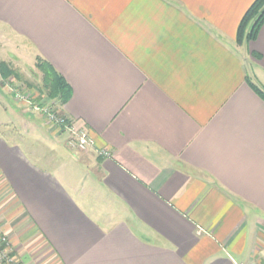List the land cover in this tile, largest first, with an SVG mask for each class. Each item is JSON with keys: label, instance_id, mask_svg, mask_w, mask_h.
<instances>
[{"label": "crops", "instance_id": "crops-1", "mask_svg": "<svg viewBox=\"0 0 264 264\" xmlns=\"http://www.w3.org/2000/svg\"><path fill=\"white\" fill-rule=\"evenodd\" d=\"M254 1L0 0V51L31 61L0 63L48 64L68 87L49 105L93 141L68 147L0 78V112L33 118L0 124V227L17 257L264 264V99L250 85L264 91V23L236 42Z\"/></svg>", "mask_w": 264, "mask_h": 264}, {"label": "rangeland", "instance_id": "rangeland-1", "mask_svg": "<svg viewBox=\"0 0 264 264\" xmlns=\"http://www.w3.org/2000/svg\"><path fill=\"white\" fill-rule=\"evenodd\" d=\"M2 46H3L2 49H1L2 52L4 50H9V52L11 53L10 55H12V56L15 55L16 57H19V55L21 53V52L18 51V50H21L20 44H17V48H18L17 51H15V49H7L8 47H12L9 44H3ZM29 53H30V51H29ZM19 60H21L19 65L24 64L25 61L27 63L31 62V61L27 60V58L23 59V57H19ZM23 60H25V61H23ZM37 63H38V61H36L33 64L32 69L30 68L31 70L29 68H27V67H22L21 66L20 73H18V72L16 73V75H17V77H19V79L14 81V82H11L10 84L9 83L6 84L7 87H8V90H6V91L8 93L10 92V93H13V95H15V94L18 95L19 99H15L16 105L18 107H21V108H23V109H25L27 111H30V112H35L36 111V110L33 109L34 107H40L41 105H44V103L40 104V103H42L41 101L40 102L37 101V98H38L37 91H39V90L42 91L41 89L46 90L42 86V83H41L42 75L39 73L38 69L36 68V64ZM0 78L2 79L1 76H0ZM11 100H12V98L10 100H8L9 104L12 103V102H9ZM47 103L49 105L50 102L49 101H45V105H47ZM10 107L13 109L12 106H10ZM11 108L9 109L8 113H6V114H3L2 112H0V124H5L9 120L10 122H14V124L17 125L18 130H20V128L22 129V127H24V125H26L30 121L29 119H33V118H30L27 113H23V110H20L22 112H19L18 110L16 112L14 111L15 113L13 114ZM19 113L20 114L23 113V119H24L23 122H21L20 126H19L20 121H18V120H20V119H18V117H20ZM2 131H6V130H2ZM61 138L62 139L66 138V135H62ZM12 224L13 223H11L10 225L12 226ZM2 236H4L8 240L9 247H10L11 253H12L11 255H13V257H14V259L16 261L15 262L16 264H50V261L48 260V258H45L46 257L45 253L43 251H41V250L39 251L36 248L30 249V251H29L30 257L28 258L29 260L27 262H24L20 258L19 255H18L19 257H17L18 251L16 252V249H14L13 246L11 245V243H10L9 238H10V236H13V235L10 234V236H9L7 234H2ZM16 236L17 237H19V236L22 237V235H20V233L16 234ZM26 243L27 242L24 243L26 245L25 247L30 248V246L27 245ZM5 248H7V247H5Z\"/></svg>", "mask_w": 264, "mask_h": 264}, {"label": "trees", "instance_id": "trees-1", "mask_svg": "<svg viewBox=\"0 0 264 264\" xmlns=\"http://www.w3.org/2000/svg\"><path fill=\"white\" fill-rule=\"evenodd\" d=\"M264 23V0H255L250 7L247 9L243 15L236 35V42L241 44L243 42L253 41L257 33ZM36 68L39 73L42 75V86L46 90L41 89L42 91H37L38 98L37 101H42L43 104L45 101H49L52 104H57L62 106L66 101V96L68 92V87L63 81V79L44 61L38 59ZM0 76L2 79H7L13 76L16 80L17 77L14 70L6 63H0ZM253 90L264 99V91L261 90L258 86L250 84ZM51 106L53 107V105ZM42 106V105H41Z\"/></svg>", "mask_w": 264, "mask_h": 264}, {"label": "built area", "instance_id": "built-area-1", "mask_svg": "<svg viewBox=\"0 0 264 264\" xmlns=\"http://www.w3.org/2000/svg\"><path fill=\"white\" fill-rule=\"evenodd\" d=\"M14 98L19 99L17 94L14 95ZM33 109L42 114L45 124L49 130H66L69 132L70 137L67 140V145L71 149L79 152H85L93 146V141L86 131L73 129L68 119L64 115L56 112L51 105H42L40 107H34ZM100 155L107 157L109 156V153L100 151ZM2 234L3 233L1 232L0 227V264H16L13 255H11L12 253L8 240L2 236Z\"/></svg>", "mask_w": 264, "mask_h": 264}]
</instances>
